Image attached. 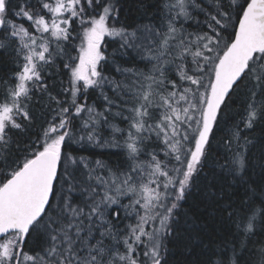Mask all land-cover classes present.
<instances>
[{"label": "snow or ice", "instance_id": "6c2138e0", "mask_svg": "<svg viewBox=\"0 0 264 264\" xmlns=\"http://www.w3.org/2000/svg\"><path fill=\"white\" fill-rule=\"evenodd\" d=\"M3 63L0 264H264V0H0Z\"/></svg>", "mask_w": 264, "mask_h": 264}, {"label": "trees", "instance_id": "16d2710c", "mask_svg": "<svg viewBox=\"0 0 264 264\" xmlns=\"http://www.w3.org/2000/svg\"><path fill=\"white\" fill-rule=\"evenodd\" d=\"M190 31L194 30L192 28L189 29ZM108 39V38H106ZM117 44L115 42H112L109 44V52H111L113 49L117 48ZM75 54V53H73ZM135 53L129 52L127 56L121 57L119 54H117L114 58V61L110 59L109 68L111 70L110 74L114 76L116 79H121V76L119 73L114 71L115 66H121V67H130L131 65L128 63V61L131 59L132 56H134ZM138 59V58H137ZM139 67L143 68L144 64L143 62H140L138 65ZM9 66L6 63L0 64V81L3 80L4 77H6L9 72ZM99 104V102H97ZM38 110V109H37ZM91 153L95 154V157L97 159L106 160L112 163H119L121 160V156L117 154V150L115 149H90ZM89 153H85L87 155ZM127 202V201H125Z\"/></svg>", "mask_w": 264, "mask_h": 264}]
</instances>
